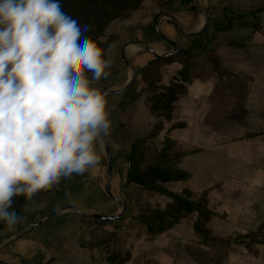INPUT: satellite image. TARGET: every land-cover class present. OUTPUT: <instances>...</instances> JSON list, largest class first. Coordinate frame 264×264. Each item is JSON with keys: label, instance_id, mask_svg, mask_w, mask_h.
Listing matches in <instances>:
<instances>
[{"label": "crops", "instance_id": "0c3cea01", "mask_svg": "<svg viewBox=\"0 0 264 264\" xmlns=\"http://www.w3.org/2000/svg\"><path fill=\"white\" fill-rule=\"evenodd\" d=\"M196 3L197 6L192 0H143L136 10L109 23L102 41L113 63L109 76L94 82V86L109 91L112 120L100 165L82 175L62 179L59 185H50L51 190L43 198L27 202L30 214L13 228L5 226L0 230V264H91V250L79 239L81 214L121 213L115 219H93L106 229L138 226L146 237L145 226L139 220L140 209L146 204L164 206L169 198L127 181L131 143L135 137L145 135L155 120L145 102V83L139 70L155 56L168 52L170 41L189 52L205 70L210 68L209 54L213 51L224 71L194 76L175 101L171 120L164 126L185 121V127L173 128L170 135L176 148L185 152L178 167L188 171L190 177L164 185L173 191L188 187L194 197L206 191L208 206L214 212L229 205L240 213L264 211V0ZM207 18L204 31L190 35L197 33ZM179 67L177 62L163 65L161 82L167 83ZM244 119L256 124L250 128ZM239 142L243 145L239 146ZM225 153L233 157L229 161L222 159L220 155ZM109 159L112 168L108 179ZM237 191L246 196H225ZM59 207L65 208L21 231ZM194 238L192 229L189 233L168 229L137 248L130 236L127 247L131 258L127 262L132 263L139 255V264H264V244L255 247L256 254L242 244H231L214 261L209 257L200 262V258L187 252L188 245H198L203 251L210 248L194 242Z\"/></svg>", "mask_w": 264, "mask_h": 264}, {"label": "clouds", "instance_id": "9594fccd", "mask_svg": "<svg viewBox=\"0 0 264 264\" xmlns=\"http://www.w3.org/2000/svg\"><path fill=\"white\" fill-rule=\"evenodd\" d=\"M90 28L72 0H0V223L8 229L31 211L11 209L14 197L100 165L112 120L94 82L113 61Z\"/></svg>", "mask_w": 264, "mask_h": 264}, {"label": "trees", "instance_id": "16d2710c", "mask_svg": "<svg viewBox=\"0 0 264 264\" xmlns=\"http://www.w3.org/2000/svg\"><path fill=\"white\" fill-rule=\"evenodd\" d=\"M142 1L72 0L74 5L86 10L91 21L90 35L93 39H97L102 48L104 43L98 38H102L109 23L126 11L136 10ZM258 24L260 23L257 22L256 26ZM209 59L210 68L205 70L199 67L189 52L179 49L173 54L155 56L140 68L139 75L145 83V102L155 120L145 135L135 137L131 143L127 181L170 198L163 207L146 205L141 209L139 220L145 224L149 238L165 232L181 219L195 212L192 229L200 236L201 243L226 249L231 244V238L214 234L207 225L214 212L207 206L206 194L203 193L200 197L194 198L192 191L187 187L180 191H173L164 185L171 181H186L190 177L188 171L178 167V161L185 152L176 148V142L170 135L173 128H183L186 123L178 120L171 122L165 128L164 122L171 120L175 101L185 93L187 84L194 76L206 77L209 71L219 74L224 71L218 56L213 51L209 54ZM172 62L179 63L180 67L168 82L163 84L161 68ZM161 133L162 137L159 138ZM50 190V185L43 188L39 194L34 193L31 188L26 189L23 195L13 198L11 209H15L17 204L25 205L31 200L40 199ZM80 225L82 229L79 239L82 244L86 243L88 246L102 244L107 264H120L130 258L129 249L117 244L119 237L117 230L99 227L94 219L86 214H81ZM3 227L5 225L0 223V230ZM83 235L91 237L89 243L85 242ZM237 236L241 239L248 238L249 243L264 244V220L255 230H248ZM91 260V264H94L92 257Z\"/></svg>", "mask_w": 264, "mask_h": 264}, {"label": "rangeland", "instance_id": "374dc122", "mask_svg": "<svg viewBox=\"0 0 264 264\" xmlns=\"http://www.w3.org/2000/svg\"><path fill=\"white\" fill-rule=\"evenodd\" d=\"M244 123L250 128H253L254 125L256 124L253 121L246 120V119H244ZM243 130H246V128H243ZM241 144L243 145L242 142L238 143L239 146H241ZM239 146H237V150H236L238 152H240V147ZM241 149H243V147H241ZM241 152L244 153L245 151L241 150ZM232 153L235 154V152H232ZM237 155H239V157L241 158L242 154L239 153ZM220 157L222 159H226V160L229 161L230 158L233 157V155H226V153H225V154L220 155ZM244 161H246V160H244ZM182 188H184V187H182ZM147 191H149V190H147ZM149 192H155V191H149ZM155 193H158V192H155ZM203 193L206 194V198H207V192L206 191L201 192L197 197H194V196L193 197L194 198H198ZM158 194H160V193H158ZM243 194L244 193H242L241 191H237V193H235L233 196H231L229 193H227L225 196L240 198L241 196H243ZM160 195H163V194H160ZM244 195L246 196V194H244ZM164 196H166V195H164ZM166 197L169 198L168 196H166ZM169 200H170V198H169ZM249 200L254 201L253 197H250ZM250 203L251 202L247 203V206H249ZM253 204H254V202H253ZM146 205H150V204H146ZM146 205H144V206H146ZM150 206H152V205H150ZM207 206H208V199H207ZM159 207H163V206H159ZM234 207L235 206H230V205H229L228 208L219 207L218 210H215V212L211 209L214 212V215L212 216L211 220L208 222L207 225L212 229L214 234H217V235H220V236H224V237L228 236V237L231 238V244H240V245L242 244V245L245 246V248L249 252H251L253 254H256V248L255 247L258 244H260V243H249V239L248 238H242V239L241 238H237L238 237L237 235L246 233L248 230H255L258 227V225L260 224V222H262L264 220V211H261V212H259V210L258 211H244L243 213H240L238 210H235ZM141 209H140V212H141ZM195 217H196V213L193 212L189 217L181 219V221L179 223L175 224L170 229H179V231L181 233H185V232L189 233V229H192V221L195 219ZM96 225H98V224H96ZM98 226L102 227L100 225H98ZM144 226H145V224H144ZM135 228L136 229H115V230L118 231V234H119L117 244L119 246H121V247L125 246L127 249H129V247H127V243L129 241V237L132 236L133 237V243L138 248L142 243L147 242V239L151 240V239L154 238V237L149 238L147 236V234H146V237H147L146 238L144 236V234H143V230L139 229L138 226H136ZM110 230H112V229H110ZM145 230H146V226H145ZM215 230L216 231H220L221 233L223 232V234L217 233ZM192 233L195 235V238L192 239V240L194 242L196 241L200 245H203L201 243L200 236L198 234H196L193 231V229H192ZM83 239L85 240V242L89 243L91 237L87 236V235H83ZM84 244L91 250V257L94 260L93 261L94 264H107L106 261H105V250H104V246L102 244H99V245L95 244V245H92V246H88L86 243H84ZM204 246L208 247V249L210 248V250L203 251L198 245L196 246V245L190 244V245H188L187 252L195 255V257H197V258H200V262H204V261L209 260V257L211 258L212 261H214L216 258L219 257L220 252L222 250H225V248H220V247L213 246V245L212 246L204 245ZM205 252H206V254H204ZM130 258H131V256H130ZM134 258L135 259H134V261H132V263L131 262L130 263L127 262L129 260L128 259L127 261H125L123 263H120V264H139L140 263L138 261L139 255H135ZM151 264H154V261H151Z\"/></svg>", "mask_w": 264, "mask_h": 264}, {"label": "water", "instance_id": "95a60500", "mask_svg": "<svg viewBox=\"0 0 264 264\" xmlns=\"http://www.w3.org/2000/svg\"><path fill=\"white\" fill-rule=\"evenodd\" d=\"M192 1H193V4H194L195 6H197L196 0H192ZM207 22H208V18H207L206 21L204 22L202 28H201L197 33H195V34H190V35H199V34H201V33L204 31V29L206 28V26H207ZM170 44H171V49H170L168 52L164 53L163 55L173 54V53H176V52L178 51L179 48H178V45H177L175 42L170 41ZM123 59H124V58H123ZM105 92L108 93L109 91H105ZM105 147H106V146H105ZM111 168H112V159H109V164H108V179H109L110 176H111ZM117 200H118V199H117ZM63 208H65V207H59V208L55 209L53 212H51V213H50L47 217H45L44 219L29 223L27 226L23 227L21 231H24V230H26V229L29 228V227H33V226H35V225H37V224H39V223H41V222H43V221H45V220H48V219H49L50 217H52L55 213H57L59 210H61V209H63ZM73 208H75V207H73ZM75 209H76V208H75ZM120 214H121V213L116 214V215L91 214L90 216L93 217L94 219L110 220V219H115V218H117L118 216H120Z\"/></svg>", "mask_w": 264, "mask_h": 264}]
</instances>
